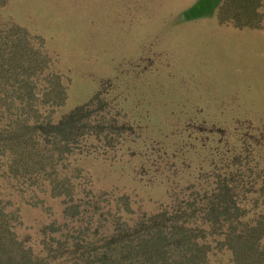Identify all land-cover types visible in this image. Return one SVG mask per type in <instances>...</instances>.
Segmentation results:
<instances>
[{"label":"rangeland","instance_id":"1","mask_svg":"<svg viewBox=\"0 0 264 264\" xmlns=\"http://www.w3.org/2000/svg\"><path fill=\"white\" fill-rule=\"evenodd\" d=\"M225 2L5 0L0 7L3 18L43 39L48 70L61 75L66 99L55 117L102 85L110 114L124 124L107 142L101 134L86 137L74 146L72 165L64 164L79 170L70 176L81 189L72 221L91 211L103 224L106 209L125 201L130 216L155 210L169 191L197 178L208 186L231 166L245 180L250 171L264 177V0L256 29L220 24ZM182 10L188 19L175 23ZM40 179L0 176V197L18 204L35 230L72 202L67 193L49 195Z\"/></svg>","mask_w":264,"mask_h":264},{"label":"trees","instance_id":"2","mask_svg":"<svg viewBox=\"0 0 264 264\" xmlns=\"http://www.w3.org/2000/svg\"><path fill=\"white\" fill-rule=\"evenodd\" d=\"M260 6V0H226L219 23L259 28ZM42 40L0 13V176L22 182L40 176L49 195L67 193L72 202L35 230L18 204L0 197V264H264V177L250 171L245 180L237 165L215 173L208 186L197 178L169 191L155 210L130 216L125 201L106 209L110 218L103 224L91 211L83 221L70 219L81 190L70 181L79 170H65L77 158L74 146L91 134L107 142L124 124L110 114L102 85L55 117L66 91L61 75L48 70L52 58ZM231 161L239 163V156Z\"/></svg>","mask_w":264,"mask_h":264},{"label":"water","instance_id":"3","mask_svg":"<svg viewBox=\"0 0 264 264\" xmlns=\"http://www.w3.org/2000/svg\"><path fill=\"white\" fill-rule=\"evenodd\" d=\"M183 10L180 12V13H178V17H177V20H176V22L175 23H179V22H182V21H186L187 19L183 16Z\"/></svg>","mask_w":264,"mask_h":264}]
</instances>
